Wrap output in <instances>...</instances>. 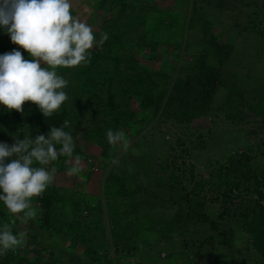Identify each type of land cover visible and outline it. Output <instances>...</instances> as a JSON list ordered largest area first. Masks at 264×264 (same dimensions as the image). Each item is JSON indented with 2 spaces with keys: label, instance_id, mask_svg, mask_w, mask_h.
Here are the masks:
<instances>
[{
  "label": "trees",
  "instance_id": "1",
  "mask_svg": "<svg viewBox=\"0 0 264 264\" xmlns=\"http://www.w3.org/2000/svg\"><path fill=\"white\" fill-rule=\"evenodd\" d=\"M177 1L182 0H166L164 4L157 0H71L70 11L74 17L79 12L84 13L86 5L96 14V41L105 32L109 38L103 44L93 45L89 63L57 69L68 81L65 91L69 99L52 116L44 117L31 102H25L21 112L0 108V143L11 146L16 139L47 136L52 127L70 121V127L65 130L70 132L75 143L73 157L59 156L47 167H55L56 175L63 178L71 168L67 160L78 155L88 161V170L81 177L90 181L96 169L89 161V148L94 147L99 151L98 160L103 162L98 178L102 197L94 204L80 192L65 196L61 187L50 185L31 200L34 217L24 219L20 213L21 218L14 220L15 224L23 221L28 234L23 235L19 246L0 255V264H134L132 260L139 258L138 254H141L142 264H251L253 255L264 264V167L260 172L255 168L252 149L235 152L207 181H197L194 167L188 165L186 175L192 182L190 194L183 186L185 171H180L176 159L165 164V168L171 170L169 184L158 182L156 186L174 192L186 207L178 216L181 226L177 229L173 221L154 219L143 226L134 225L135 215L148 206V201L141 199V192L152 197L156 195L135 184L132 175L125 176L121 169L115 171L110 166L117 154L135 151L138 147L132 142H128L126 149L123 145H109L107 130H123L126 135L133 131L140 133L148 120L158 114L165 120L174 119L180 123L201 118L215 104L219 87L227 89L224 106L235 109V113L226 115L227 118L240 115L237 109L245 107L249 115L259 120L261 127L264 125V89L243 94L236 85L229 84L223 73L234 43L219 42L210 20L194 8L187 18L176 9ZM258 24L260 22H249L245 30L255 31L262 37ZM195 26L201 33L200 43L205 46V53L192 57L187 75L167 82L169 87L167 84L166 88L161 87L162 80L169 79L160 69L163 57L170 54L181 62L182 43L178 38L172 44L170 38L174 39L175 32L179 36L185 28L192 30ZM170 45L174 47L173 53H167ZM13 49H19L26 59H31L25 50L11 43L8 35L0 32V54ZM150 63H159V69ZM59 147L57 145V150ZM175 186L184 194L180 196ZM238 192L246 193L247 199L237 203ZM67 203L71 208L69 221L62 212ZM173 203L177 202L173 200ZM102 206L108 213L109 234L101 218ZM10 216L0 202V227L20 234L10 225ZM128 216H133L132 220L123 224L129 220ZM192 223H200L201 229L205 225L211 235L198 244L197 251L187 254L194 245L186 241L187 228L183 227ZM176 234L182 239L181 246L169 252L168 247L174 246ZM60 237L68 240L67 247L53 243ZM236 239H241L242 243L249 240L248 247L234 249ZM77 248L81 253H75ZM160 251L166 256L157 258L152 254H160ZM209 255L215 256L214 262L202 259Z\"/></svg>",
  "mask_w": 264,
  "mask_h": 264
},
{
  "label": "rangeland",
  "instance_id": "2",
  "mask_svg": "<svg viewBox=\"0 0 264 264\" xmlns=\"http://www.w3.org/2000/svg\"><path fill=\"white\" fill-rule=\"evenodd\" d=\"M164 1L166 0H157L161 4H164ZM176 7L187 18L190 16L191 10L196 9L202 17L212 22V32L219 42L222 44L234 43L233 53L223 67V73L229 84L236 85L243 94L256 89H264V0H182L177 1ZM90 11V6L86 5L84 13L79 12L76 17L90 25L93 32H95L98 18L94 11ZM252 21L260 22L257 26L259 31L263 33L262 37L255 31L245 30L246 24ZM175 33L174 39L170 38V41L173 44L179 38L178 41L182 43L179 56L184 64L177 61L173 55H165L163 57V67L160 66V69L169 79H163L161 87H165L166 84L169 87L167 82L171 83L172 79L187 75L188 71L186 70L193 62L192 57L205 53L203 50L206 48L200 43L201 33L198 31V26H195L192 30L185 28L179 36L177 32ZM238 33H240L239 36H237ZM173 52L174 47L170 45L167 53ZM149 65L156 66L155 68L159 69L160 64L150 63ZM254 96L253 94L251 98ZM226 98L227 89L219 87L214 99L215 104L209 108L206 116L180 123V121L174 119L165 120L164 117L158 114L153 119L148 120L140 133L133 131L125 136L129 143H135L138 148L135 151H124L122 154H117L110 166L112 165L111 167H114L115 171L118 168L121 169L125 176L130 177L132 175L135 184L156 195L152 197L145 191L141 192V199L147 200L148 206L141 208L139 213L135 215L134 225L143 226L154 219L158 222L173 221L176 229L177 227L180 228L181 224L178 222V216L182 214L186 207L175 197L174 192L156 186L158 182L164 185L169 184L171 170L165 168V164L173 159H176L180 171H185L184 176L186 178H184L183 186L186 188L187 194H190L192 190V182L189 181L186 175L188 165L194 167L197 181L200 179L207 181L214 175L217 167L227 161L228 157L235 152H244L249 148L253 150L255 168L258 172L262 170L264 167V155L262 154L264 153V125L261 127L259 120L249 115L245 107L237 109L240 111V115H235V118L232 119L227 118L226 115L235 113V109L229 110L228 107L224 106L223 102L226 101ZM251 98H248V100ZM134 107L135 105L132 106V108ZM117 146L121 147L122 144ZM172 148L175 150L172 151ZM144 149L147 151L142 154L141 152ZM89 153L91 155L89 161L93 163V169H96V171L93 170L95 176L90 181L81 177V174L88 170L86 166L88 161L85 162L84 159H80V173L71 176L66 175L63 178L55 173L54 180L50 185L61 187L65 191V196H70L71 192H80L86 195L89 202L95 204L98 201L97 199L102 197L99 192L98 178L102 173L103 162L98 160L99 151L94 147L89 148ZM67 164L73 167V158L68 159ZM175 188L178 189L180 196L184 194L180 187L175 186ZM238 194L239 196L235 199L237 203L247 199L246 193L241 194L238 192ZM208 196L210 197V195ZM200 197H202V194ZM173 200L177 203H173ZM102 208L104 211L101 218L105 232L109 234L111 225L108 220V213L104 206ZM235 208L234 206L233 209ZM6 211L11 215L10 225L14 226L23 235L28 234L23 221L18 224L14 223L15 219L21 218L20 213H10L7 208ZM62 212L68 221L71 220V208L68 203L62 207ZM126 218L129 220L123 221V224L130 222L133 216ZM203 226L205 228L201 229L200 223H192L187 227H183L184 229L187 228L185 232L186 241H190L194 245L192 246L193 249L188 250L187 254H193L194 251H197L198 244L211 235L209 228ZM141 228L144 229V227ZM181 241L182 239L177 234L174 235V246L168 247V251H177L181 246ZM234 241V249H237V247L243 248L249 245L250 242L244 240V243H242L241 239ZM53 243L63 247L69 245L68 240H63L61 237ZM75 253H81V249L77 248ZM152 254L157 258L166 256V253L161 251L160 254ZM140 255L138 254L137 257L140 258ZM28 258L32 259L31 255H28ZM139 258L132 260V263L142 264L143 261ZM214 258L213 255H209V257H203L202 259L207 262L215 260ZM250 259L251 264H263L256 255H253ZM248 262L247 260L246 263Z\"/></svg>",
  "mask_w": 264,
  "mask_h": 264
},
{
  "label": "clouds",
  "instance_id": "3",
  "mask_svg": "<svg viewBox=\"0 0 264 264\" xmlns=\"http://www.w3.org/2000/svg\"><path fill=\"white\" fill-rule=\"evenodd\" d=\"M71 6V0H0V32L31 57L26 59L19 49L0 54V108L21 112L25 102H31L50 117L69 99L68 81L57 69L89 63L93 45L109 38L105 32L97 42L92 27L74 17ZM69 127L65 120L47 136L16 139L11 146L0 143V202L10 213H23L24 219L35 216L31 200L50 186L56 173L47 166L59 156L73 157L75 143L65 130ZM125 136L123 130L106 133L109 145L126 149ZM73 165L70 176L81 171L78 155ZM22 237L0 227V255L19 246Z\"/></svg>",
  "mask_w": 264,
  "mask_h": 264
}]
</instances>
